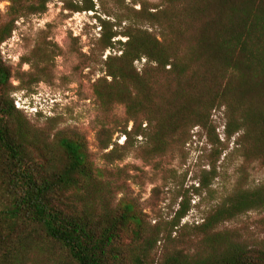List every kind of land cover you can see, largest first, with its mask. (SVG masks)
<instances>
[{"label": "trees", "instance_id": "1", "mask_svg": "<svg viewBox=\"0 0 264 264\" xmlns=\"http://www.w3.org/2000/svg\"><path fill=\"white\" fill-rule=\"evenodd\" d=\"M5 1L0 46L19 20L45 14L52 0ZM96 1L61 2L70 14L96 16L100 30L84 69L100 67L92 89L105 113L125 108L122 130L98 132L103 150L118 145L112 143L118 132L123 145L140 138L148 158L162 157L187 145L197 129L206 145H219L218 158L234 140L232 154L243 166L264 168V0L133 1L120 16ZM97 6L114 22L98 17ZM46 72L16 77L0 53V264H264V241L221 230L264 211V184L236 188L192 227H180L189 213L183 200L170 224L152 228L136 200L113 197L85 134L57 129L55 119L39 126L16 108L13 93L46 82ZM215 113L224 117L225 143ZM189 229L194 238L184 234ZM177 243L184 247H167ZM159 245L164 251L156 258Z\"/></svg>", "mask_w": 264, "mask_h": 264}, {"label": "rangeland", "instance_id": "2", "mask_svg": "<svg viewBox=\"0 0 264 264\" xmlns=\"http://www.w3.org/2000/svg\"><path fill=\"white\" fill-rule=\"evenodd\" d=\"M61 1L52 0L43 15L19 20L11 39L0 46V53L16 77L46 69V82L37 84L30 91L13 93L16 108L32 115V121L39 126L45 125L46 119H55L57 129L73 128L85 134L96 168L105 183L111 186L110 191L116 200L124 195L136 200L148 215L152 228L170 224L180 203L186 200L189 213L180 227H192L202 223L204 217L236 188H255L264 184L261 165L243 166L240 156L232 154L234 140L218 158L219 145H206L204 138L196 136L197 129L193 130L195 137L187 145L162 157L148 158L144 154L145 145H139L140 138H133L130 145H123L124 136L118 132L127 124L125 108L117 106L105 113L96 103L92 89L96 79L102 77L98 72L100 67L84 69L90 63L85 57L88 46L98 37L100 30L94 19L96 16L91 12L70 14L63 11ZM93 1L97 4L96 0ZM133 1L157 2L104 0L105 10L120 16ZM8 6L6 1L0 4L2 22ZM97 9L98 17L114 22L103 14L105 10L98 6ZM27 60L34 69L23 63ZM144 63H136V67L141 69ZM24 80L27 85L29 79L25 76ZM12 85L18 87L19 82L13 80ZM36 114L41 116L33 117ZM212 119L220 142L225 143L223 115L215 113ZM105 127L118 131L112 137V143L118 145H110L108 150H103L101 145V138L103 140L105 136L97 139L98 132ZM131 128L132 123L127 130ZM205 180L207 186L203 187L200 182ZM221 230L231 231L250 242L264 241V211L242 215ZM184 234L195 237L192 229ZM167 247L183 248L184 244H169ZM163 251L164 247L159 245L156 258Z\"/></svg>", "mask_w": 264, "mask_h": 264}, {"label": "built area", "instance_id": "3", "mask_svg": "<svg viewBox=\"0 0 264 264\" xmlns=\"http://www.w3.org/2000/svg\"><path fill=\"white\" fill-rule=\"evenodd\" d=\"M143 62H145V60H143Z\"/></svg>", "mask_w": 264, "mask_h": 264}]
</instances>
